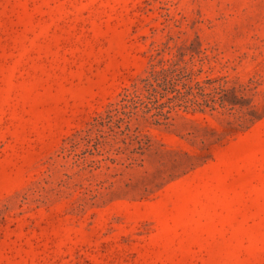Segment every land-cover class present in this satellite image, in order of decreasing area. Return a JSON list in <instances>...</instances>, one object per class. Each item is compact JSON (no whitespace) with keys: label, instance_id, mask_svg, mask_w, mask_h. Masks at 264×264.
Listing matches in <instances>:
<instances>
[{"label":"rangeland","instance_id":"1","mask_svg":"<svg viewBox=\"0 0 264 264\" xmlns=\"http://www.w3.org/2000/svg\"><path fill=\"white\" fill-rule=\"evenodd\" d=\"M0 264H264V0H0Z\"/></svg>","mask_w":264,"mask_h":264}]
</instances>
